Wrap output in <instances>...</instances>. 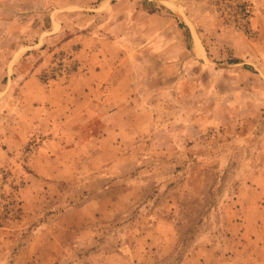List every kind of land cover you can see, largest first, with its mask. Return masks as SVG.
<instances>
[{
	"label": "rangeland",
	"instance_id": "rangeland-1",
	"mask_svg": "<svg viewBox=\"0 0 264 264\" xmlns=\"http://www.w3.org/2000/svg\"><path fill=\"white\" fill-rule=\"evenodd\" d=\"M252 1L0 0V264H264Z\"/></svg>",
	"mask_w": 264,
	"mask_h": 264
},
{
	"label": "built area",
	"instance_id": "built-area-1",
	"mask_svg": "<svg viewBox=\"0 0 264 264\" xmlns=\"http://www.w3.org/2000/svg\"><path fill=\"white\" fill-rule=\"evenodd\" d=\"M217 12L241 32L251 29L256 6L252 0H210Z\"/></svg>",
	"mask_w": 264,
	"mask_h": 264
},
{
	"label": "crops",
	"instance_id": "crops-1",
	"mask_svg": "<svg viewBox=\"0 0 264 264\" xmlns=\"http://www.w3.org/2000/svg\"><path fill=\"white\" fill-rule=\"evenodd\" d=\"M175 6H176V5H175ZM102 75H103L102 72L97 73V76H96L95 79H97L98 77H102ZM101 82H102V81H101ZM101 82H99V83L96 82V83H97V86H103V85H99V84H101ZM112 84H113V83H112ZM107 85L109 86L110 83L108 82ZM65 127L68 128V129H70V130H75V128H76L75 124L71 123V121L68 120V119L65 120ZM111 129H113V127H112ZM261 191H262V190H261ZM263 194H264V193H263Z\"/></svg>",
	"mask_w": 264,
	"mask_h": 264
},
{
	"label": "bare ground",
	"instance_id": "bare-ground-1",
	"mask_svg": "<svg viewBox=\"0 0 264 264\" xmlns=\"http://www.w3.org/2000/svg\"><path fill=\"white\" fill-rule=\"evenodd\" d=\"M170 8L174 9V7L170 6ZM200 52V51H199Z\"/></svg>",
	"mask_w": 264,
	"mask_h": 264
}]
</instances>
